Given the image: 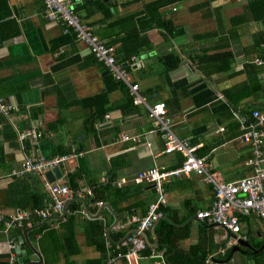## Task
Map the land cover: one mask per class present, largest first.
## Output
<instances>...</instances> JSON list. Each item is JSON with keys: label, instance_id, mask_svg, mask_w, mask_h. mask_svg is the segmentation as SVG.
Wrapping results in <instances>:
<instances>
[{"label": "crops", "instance_id": "crops-1", "mask_svg": "<svg viewBox=\"0 0 264 264\" xmlns=\"http://www.w3.org/2000/svg\"><path fill=\"white\" fill-rule=\"evenodd\" d=\"M71 6L101 40L116 52L124 50L120 65L128 67L130 82L140 86L149 105H167L177 137L198 146L196 154L207 160L211 173L225 181L253 174L247 165L251 146L239 136L242 121H250L254 111L264 112V66L256 62L264 60V0H72ZM45 13L44 0H0V99L14 107L9 115L0 111V215L43 209L29 206L33 194L46 193L42 176L9 177L24 156L20 132L35 128L43 133L29 149L44 157L78 148L85 156L75 172L79 187L74 191L85 195V200L77 199L89 216L77 215L80 252L72 258L75 264H87L103 255L88 244L89 219L107 226L103 247L111 255L108 242L117 245L121 238H113L133 230L109 229L123 225L131 214L146 216L158 199L154 185L136 179L155 167L175 169L183 156L164 152V136L155 131L146 106L129 103L128 87L108 73L86 44L77 39L63 43L72 29L60 19L48 20ZM170 54V61L164 62ZM177 57L179 66L165 71ZM123 134L139 142H122ZM60 171L68 186L66 178L75 173ZM109 181L120 196L109 190L107 199L98 200L95 190ZM163 187V219L154 224V232L153 226L146 233L151 255L141 264H170L169 257L176 264H264L259 219L242 218V240L215 263L211 256L235 238L223 228L195 220L199 210L211 207L213 189L195 174L171 177ZM50 220L35 227L46 222L45 234L63 229L66 221ZM164 232L173 233L174 249L160 247ZM39 236L27 237L32 250L26 243V254L30 250V260L40 261L37 251L42 263L45 246L41 249ZM7 250L2 236L0 255ZM154 255H161V261Z\"/></svg>", "mask_w": 264, "mask_h": 264}, {"label": "built area", "instance_id": "built-area-1", "mask_svg": "<svg viewBox=\"0 0 264 264\" xmlns=\"http://www.w3.org/2000/svg\"><path fill=\"white\" fill-rule=\"evenodd\" d=\"M71 3L72 0H44L47 19L50 21L60 19L74 31L77 41L86 44L96 60L104 65L108 73L116 81L122 82L128 87L133 103L146 106L147 116L153 122L155 131H159L164 136V152L167 154L179 152L183 156L181 164L175 169L165 170L155 167L141 173L136 179L137 182H147L154 185L158 194L157 202L151 205L146 216L131 214L123 225L117 224L113 227L116 231L132 227L133 231L123 237L116 245L115 254L108 255L107 264H141L142 259L146 258L143 253L148 247L146 233L163 217L159 207L165 203L164 182L171 177H184L191 174L201 176L214 193L211 207L199 210L195 215V220L199 223L223 228L235 236L234 240L226 243V247L219 248L211 256V260L216 263L214 259L217 256L224 255L227 249L242 240L241 217L253 215L259 219L264 228V112L254 111L250 121L241 122L239 139L251 146L252 156L247 160V165L254 169L253 174L234 181L218 178L210 172L207 160L196 154L198 146L187 139L177 137L173 129L174 122L167 114V105L164 102L153 105L146 102L140 92V86L130 82L128 73L117 62L114 47L105 43L87 25L79 21ZM65 31L67 30L65 29ZM262 46L264 48V43ZM256 62L264 66V60L258 59ZM13 109V106L0 99V111L2 113L9 115ZM235 115L237 116V113ZM42 136L43 133L35 128L27 129L18 134L17 139L24 156L21 162L11 170L9 177L42 176L47 194V205L43 209L19 211L8 217L0 215V236L6 239L8 264H17L21 254V240L11 237L13 229L31 228L34 222L38 223V220H49L53 217H63V220H66L67 216L72 214V211L67 207L68 204L77 198L85 200V195L77 193L62 182V176L53 183L45 178V174L55 168H64L65 175L68 172H77L79 162L85 153L76 147H72L66 154L52 157L31 153L29 148L34 147ZM121 141L139 142L138 137H131L127 134L122 135ZM86 194L91 196V190H88ZM99 204L102 205L103 203L100 202ZM87 212L82 207L80 215L83 218H88L89 212ZM108 246H111L109 242ZM160 256L154 255L152 257L158 258ZM162 264L166 263L162 260ZM216 264L227 263L218 262Z\"/></svg>", "mask_w": 264, "mask_h": 264}, {"label": "trees", "instance_id": "trees-1", "mask_svg": "<svg viewBox=\"0 0 264 264\" xmlns=\"http://www.w3.org/2000/svg\"><path fill=\"white\" fill-rule=\"evenodd\" d=\"M74 12H76V10ZM92 32L95 34V32L93 30H92ZM71 39L76 40V34L74 33V31H73V33L71 32V33L65 35V38L63 39V43H66L68 40H71ZM263 43H264V40H263ZM121 53H124V50L122 48L117 49V52L115 50V55H117L116 56L117 62L122 65L123 62L119 59L120 58L119 55ZM170 56H171V54L169 56L165 57L166 60L164 59V62L170 61V59H168ZM180 61L181 60L179 57L175 58V60L173 61L172 64H168L165 66L164 70L168 71V70L176 68L177 66H179ZM125 69L128 70V67ZM123 86H125V85H123ZM129 103L132 104V99H130ZM252 114L253 113H251L250 115L252 116ZM238 126L239 125L237 122V127ZM78 177H79L78 174L75 173V174L68 175V177L66 178L67 184L72 190H76L79 187V183L77 181ZM111 187H112V182H110V181L107 184H99L97 189L95 190L96 198L100 201L107 199L105 194L109 190L113 191L114 197L120 196L119 195L120 189L117 187H112V188H114V189H112ZM46 199H47V195L45 192H43V194H37V193L33 194L31 197V202H30L29 206L32 208H44L46 206V202H45ZM23 207L26 208L27 206H23ZM68 209H70L72 211V214L67 216L66 221L62 220L64 222L63 223V229H58V230L50 229V231H47V233L44 234L43 232L47 228V225H48L47 223H45L42 226L35 227L36 225H39L45 221V220H41L39 223L35 222L33 224V228L30 229L27 233V237L29 236V238L31 240L34 239L35 235H40L39 238H40L41 249H42V244H43V246H45V248L42 251L44 261H42L41 264H60L62 258H63V264H75L72 257L80 252V246H79V242H78V238H77V234H76V225L78 224L77 215H79L80 211L82 210L81 203L75 199L71 202ZM164 216H165V212H164ZM53 218H56V217H53ZM53 218L50 221L54 220ZM242 218L243 217H241V219ZM162 219L160 221H162ZM56 220L58 221L59 219H56ZM89 220L90 221L87 224L90 228V231H92V236H91V241L89 240L88 244L90 246H97L99 248V250L102 251L101 253L103 255L100 259L89 260L87 262V264H106L107 260H108V256L106 254L107 251L105 250V247H103V246L106 245V241H107L106 240L107 237L105 236V233L107 232V226L102 225V223L97 219H94V220L89 219ZM62 221L60 220L58 222H62ZM169 226H171V225H169ZM165 227H167V224H165ZM23 233H24L23 229L15 228L14 230L11 231V237H13L17 240L20 235H23ZM172 236H173L172 232H164L163 236L160 238V247H169L170 249H174L173 246H175V242H174ZM1 237L2 236H0V238ZM100 237H101L102 241H101ZM108 237H109V239L112 238L110 236H108ZM123 237L124 236L118 235V237L113 238V239L116 241L120 238L122 239ZM99 239H100V241H98ZM50 246H51V250L46 248V247H50ZM111 246H112V248H111L112 254H115L117 251L116 245L111 244ZM27 247H29L32 250L30 244ZM111 250H109V251L111 252ZM159 250H161V249H159ZM31 254H32V252L29 250L27 254L25 253L24 255H20L19 259L21 257H23V260L22 261L17 260V264H31L32 261L30 260V257H29ZM143 254H144V256L149 258L151 255V249L148 247L147 250ZM168 261L170 264H176L172 260V258H170V257H169ZM0 264H8V254L0 255ZM123 264H126V263H123Z\"/></svg>", "mask_w": 264, "mask_h": 264}, {"label": "water", "instance_id": "water-1", "mask_svg": "<svg viewBox=\"0 0 264 264\" xmlns=\"http://www.w3.org/2000/svg\"><path fill=\"white\" fill-rule=\"evenodd\" d=\"M46 177L47 179L49 180V182L53 183L56 181V179H59L61 177V171L59 168H55L54 170L52 171H49L46 173ZM78 201V199H77ZM67 206V205H66ZM53 219H63V217H56V218H53ZM50 220V219H49ZM49 220H46V222H48ZM45 222V223H46ZM156 225V224H155ZM155 225L152 229V232H154V228H155ZM114 226H112L109 231L113 228ZM21 229H23L24 233L23 235H21L19 237V239L21 240V246H20V251H21V255H24L26 253V243H28V239H27V233L28 231L30 230V228H24V227H21ZM230 233V232H229ZM231 235L233 236V238H235V236L231 233ZM146 241L149 245V241H148V238H147V235H146ZM29 245V243H28ZM158 245V242L156 241L154 246H157ZM153 246V245H151ZM245 246L249 247L252 249V247L248 244V243H245ZM36 254H37V257L40 259V261L42 260V256L40 255V253H38L36 251ZM23 260V257H21L19 259V261H22ZM154 260H157V261H161V258H154ZM40 261H32L31 264H41Z\"/></svg>", "mask_w": 264, "mask_h": 264}]
</instances>
